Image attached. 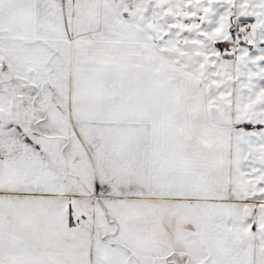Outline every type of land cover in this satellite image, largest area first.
<instances>
[{"label":"snow or ice","instance_id":"6c2138e0","mask_svg":"<svg viewBox=\"0 0 264 264\" xmlns=\"http://www.w3.org/2000/svg\"><path fill=\"white\" fill-rule=\"evenodd\" d=\"M0 264H264V0H0Z\"/></svg>","mask_w":264,"mask_h":264}]
</instances>
